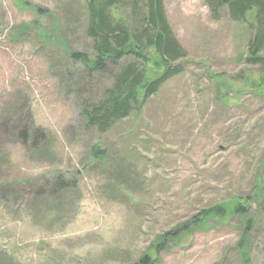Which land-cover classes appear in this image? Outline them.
Segmentation results:
<instances>
[{"label": "rangeland", "instance_id": "1", "mask_svg": "<svg viewBox=\"0 0 264 264\" xmlns=\"http://www.w3.org/2000/svg\"><path fill=\"white\" fill-rule=\"evenodd\" d=\"M165 3L183 72L100 133L80 108L81 65L40 32L54 12L71 49L91 52L84 0H0V264H264L263 68L246 61L255 11L246 22L205 0ZM95 79L92 93L112 82Z\"/></svg>", "mask_w": 264, "mask_h": 264}, {"label": "trees", "instance_id": "2", "mask_svg": "<svg viewBox=\"0 0 264 264\" xmlns=\"http://www.w3.org/2000/svg\"><path fill=\"white\" fill-rule=\"evenodd\" d=\"M205 2L215 17L225 9L235 21L249 22L247 15L255 11L246 61L263 68L261 81L264 83V0ZM82 11L81 16H85L83 32L86 38L91 39V52L71 49L69 41L62 36V23L54 12L39 10L40 15L48 13L53 19V31L42 29L40 32L46 41H51V36L55 34V40L66 47L69 60L81 65L78 95L82 115L87 126L106 133L134 112L140 113L165 82L183 72L182 63L187 51L171 26L165 0H84ZM26 30L19 27L17 32H20L21 38ZM156 68L160 72L151 76V70ZM101 73L110 75L112 82L92 93L95 76ZM87 94L90 95L84 98ZM37 136L43 138L45 133L39 132ZM29 137L28 130L22 132L24 141ZM105 153L101 151V157L105 158ZM57 183L59 187L67 184L62 177ZM246 207L239 203L233 211L242 215ZM214 208L218 213L224 210L223 205ZM210 212L204 210L203 214L207 216ZM246 222L247 229L250 221L246 219ZM134 264L154 262L149 255H145Z\"/></svg>", "mask_w": 264, "mask_h": 264}]
</instances>
